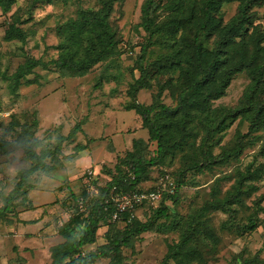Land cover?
<instances>
[{"label":"rangeland","instance_id":"374dc122","mask_svg":"<svg viewBox=\"0 0 264 264\" xmlns=\"http://www.w3.org/2000/svg\"><path fill=\"white\" fill-rule=\"evenodd\" d=\"M176 1L154 0L148 11L151 20L167 21L175 13L171 9ZM189 1L197 4L200 0H184V14L190 11ZM143 3L144 0L111 3L107 20L116 30L115 50L82 75L58 70L49 61L72 51L76 57L83 55L82 50L75 49L70 42L71 25L79 16L83 20L85 11L99 9V0H14L6 9L0 7V206L14 189L10 196L13 207L0 218V226L7 228L10 219L6 217L29 204L26 202L29 188L35 186L41 176L51 178L63 168L62 163L67 166L76 152L91 145V141L100 142L107 135L118 133L112 140L120 151L119 159L126 152L134 151L132 141L136 139L145 143L143 149H139L146 157L153 154L155 142L148 139L140 116L128 109L133 102L129 93L141 67L146 70L145 87L137 89L134 100L142 106L158 103L177 109L173 113L159 112V109L150 113L163 130L165 149L159 162L147 167V177L141 186H151L155 177L163 173L175 179L179 170L199 162L203 156L214 160L184 174L176 199L163 201L165 215L154 219L152 229L133 237L118 252L87 264H160L163 255L173 246H178V252L167 264L177 261L241 264L243 260H250L249 264H264V124L248 131L249 112L253 108L252 104L245 105L243 99L249 84L248 73L246 69L234 73L222 95L203 106L195 107L192 94L188 92L181 104L178 93L185 89L188 80L179 70L154 71V64L169 61L171 50L162 36L154 35L147 40L140 27ZM237 7V1L222 3L217 15L225 23L236 15ZM249 11L252 24L259 25L257 30L261 29L264 37V0H257ZM12 27L19 29L22 36L12 34ZM252 31L248 26L245 34ZM7 32H10L8 37ZM193 32V27L186 26L175 37L179 36L180 42L187 45L186 53L191 51ZM88 33L84 28L81 38ZM201 38L202 35H198V39ZM204 44L211 48L213 36L205 38ZM141 46H145L143 54L139 52ZM246 55H255L256 62L260 61L252 45H248ZM232 57L236 61L237 56ZM27 59H38L46 63L47 68L36 66L29 75L14 82L12 73ZM263 99L264 92H261L253 104ZM228 111L238 112L230 120L225 118ZM102 123L106 125L103 131ZM132 132L134 135H127ZM130 137L129 146L126 147L124 141L122 145V138ZM25 145L41 156L47 170L34 171L17 187L20 172L31 163L24 154ZM108 163L103 166L111 169L117 160ZM254 172V178H250V173ZM65 181L62 180V186L67 190L49 221L53 223L54 233L50 235L53 239L42 264H50V249L63 242L58 229L75 214L74 199L85 189L79 175L70 185ZM104 183L105 179H95L92 190L97 191ZM236 188L237 200L230 201V210H225L223 202ZM92 193H86L88 201ZM154 209L135 210L136 221H146ZM248 217L254 222L252 229H239ZM123 226L122 223L101 222L94 241L82 251H93ZM65 231H69V227H65ZM11 234L6 229L0 230V264H25L19 251L9 249L7 238ZM8 249L12 256L8 257Z\"/></svg>","mask_w":264,"mask_h":264},{"label":"trees","instance_id":"16d2710c","mask_svg":"<svg viewBox=\"0 0 264 264\" xmlns=\"http://www.w3.org/2000/svg\"><path fill=\"white\" fill-rule=\"evenodd\" d=\"M113 1L99 0V9L93 12L85 11L83 20H81L82 16H79L72 23L70 42L73 43L75 49L80 48L83 55L76 57V54L72 51V53L59 55L57 58L50 60L49 63L53 64L58 70H66L71 74L82 75L93 64L109 56L115 50L118 41L116 39L115 28L107 20ZM183 1L177 0L175 7L171 9L175 12L174 15L172 17L169 16L167 21L159 23L152 21L151 16L148 14L154 0H144L140 21L142 31L146 33L147 40H150L154 35L162 36L171 50L168 56L170 57L169 61L163 65L161 63L154 64V71L156 73L167 70H179L182 72L188 83L185 85V89L179 91L178 99L181 104L184 103L185 99L183 97L188 92L192 94L195 107H199L205 105L209 100L220 97L232 75L241 69H246L249 76V84L244 90L243 99L245 105L249 106L252 104L253 107L249 112L250 124L248 131L259 124H264V99L255 101V104H253L254 98L258 97L261 92H264V37L261 29L257 30L259 25L252 24L251 13L249 11L256 4L257 0H200L197 4L189 1L190 11L188 14H184L183 12ZM230 1L238 2L237 13L233 18L224 23L217 15V11L222 3ZM13 2L14 0H0V7L6 9ZM186 26L194 28V36H192L191 47H189L191 51L187 53V45L180 42L179 36L175 38ZM248 26L253 30L249 35L245 34ZM84 28L89 33L87 37L81 38ZM9 33L7 32V37ZM11 33L22 36L21 31L15 27L11 28ZM198 35H202L203 40L202 38L198 39ZM209 36H213L211 48H207L204 44L205 38ZM80 43L84 44L81 45ZM248 45L254 46L255 54H259L260 61L258 63L256 62V58H254L255 55H246ZM140 48L139 52L143 54L145 46H141ZM232 55L237 56L236 61H233ZM36 66H40L42 69L47 68L46 63L38 59H27L16 67L11 75V79L14 82H18L19 79L29 75L31 70ZM145 75L146 70L140 67L139 75L129 93L133 102L128 109H133L140 116L141 124L147 130L148 139L155 142L153 154L146 157L145 153L140 151L145 146V143L136 139L132 141L133 152H126L121 159L116 158L117 163L113 164L112 168L108 171L110 178L95 193H92L91 201L87 199L85 210L82 212L75 210V214L60 227V230L58 229L59 235L64 240L50 249V264H87L96 258L118 252L120 247L129 244L133 237L141 232L152 229L154 219L165 215L163 201L165 199H176L177 190L182 185V179L186 172L199 169L202 164L214 160L212 157L203 156L199 162H192L179 170L175 179H172L167 174L174 183V192L172 194H162L158 204L154 207L155 209L152 210L146 221L138 222L135 219L136 217H134L129 222L122 223L124 228L121 231H115L110 236H107L106 241L95 247L93 251L87 253L82 251L85 245L94 241L95 231L101 222H106L110 225L117 224V222L113 223L109 220L107 211H104L102 208L106 201L109 187L116 185L122 191L141 190L144 188L141 184L147 177V167L158 163L163 156L165 149L163 130L152 120L150 113L155 109H159V112L173 113L177 109L176 107L171 109L158 103L142 106L134 100L137 89L145 87ZM237 112L228 111L225 118L231 120ZM24 154L31 163L20 172L17 187H20L26 181L27 176L34 171L47 170L46 165L42 163L41 156L37 155L26 145L24 146ZM129 174L132 175V178H130ZM163 174H159L157 177ZM249 176H251L250 178H254L255 172L250 173ZM157 177H155V180ZM94 182L95 177L92 184ZM13 192L14 189L10 190L8 194L11 196ZM237 193L238 188L235 189L234 193H228L227 198L223 202L225 210H230V201L233 199L237 200ZM79 195L80 197L87 198L86 190H81ZM10 196L0 206V218L7 215L11 211L10 208L12 209L13 207L10 204ZM26 207L31 208L28 205ZM253 226L254 222L252 218L248 217L246 224L241 225L239 229L251 230ZM65 227H69V231H65ZM74 229H76V234H73ZM177 252L178 246L169 248L167 253L163 255L160 264H167V260L174 258L173 254ZM249 263L250 260H243L241 262V264ZM176 264L184 263L177 261Z\"/></svg>","mask_w":264,"mask_h":264},{"label":"crops","instance_id":"0c3cea01","mask_svg":"<svg viewBox=\"0 0 264 264\" xmlns=\"http://www.w3.org/2000/svg\"><path fill=\"white\" fill-rule=\"evenodd\" d=\"M113 124L115 125L116 123ZM124 127L125 126H122L121 128ZM105 128L106 125L102 123L101 130L103 131ZM134 133L135 132H132L127 135L132 136ZM117 135L118 133L113 136L107 135L106 138L100 140V142L103 143L102 145H100L98 141L96 143L91 141V145L88 144L76 152L67 166H64V163H62L63 168L53 174L51 178L49 176H41L39 182H37L35 186L29 188L26 202L29 203L27 205L31 206V208L24 207L17 209L15 213L12 212L13 216L6 217L10 219L8 222L9 226H7V228L0 226V230L6 229L8 232L12 233L9 235L10 238H7V242L10 243L9 249L13 250L14 248L16 251H19L18 254L25 259V264H42L43 256L47 253L48 246L51 244L50 240L53 239V237H50V235H52L54 231L52 230L53 223L49 221H52L54 207L59 203L60 197L64 195V190H67L66 187L62 186V180L65 179L69 181L67 185H70L69 183H71V180L76 179L79 175L80 180L84 184V175L88 168L94 170L95 179L102 178L105 179L106 182L110 178L108 174L110 169L104 167L103 164L116 161L117 156L120 155L118 153L120 151L118 147H116L117 143L112 140V138ZM130 140L131 137L129 139L122 138V145L124 141V145L128 147V141ZM78 172L79 174H77ZM78 197H80L79 194L74 200L76 201ZM48 202H54V204L49 205ZM54 237L58 238L56 234ZM9 249L7 251L8 257L13 255L12 251L9 253ZM31 257L33 261H30Z\"/></svg>","mask_w":264,"mask_h":264},{"label":"built area","instance_id":"2783aa9c","mask_svg":"<svg viewBox=\"0 0 264 264\" xmlns=\"http://www.w3.org/2000/svg\"><path fill=\"white\" fill-rule=\"evenodd\" d=\"M130 175V174H129ZM95 177L93 169H86L84 175L85 190L93 192L92 182ZM132 178V175H130ZM174 183L167 174L158 176L150 188L144 187L139 191H122L111 185L107 190L106 201L103 210L107 211L108 218L113 223H127L135 217V210L142 208H154L158 204L162 194H172ZM87 198L78 197L75 201V210L82 212L86 208Z\"/></svg>","mask_w":264,"mask_h":264}]
</instances>
